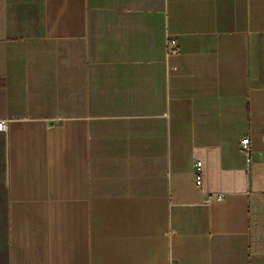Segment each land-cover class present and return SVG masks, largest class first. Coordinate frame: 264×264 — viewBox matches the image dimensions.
<instances>
[{"label":"crops","instance_id":"1","mask_svg":"<svg viewBox=\"0 0 264 264\" xmlns=\"http://www.w3.org/2000/svg\"><path fill=\"white\" fill-rule=\"evenodd\" d=\"M0 121V264H264V0H0Z\"/></svg>","mask_w":264,"mask_h":264},{"label":"built area","instance_id":"2","mask_svg":"<svg viewBox=\"0 0 264 264\" xmlns=\"http://www.w3.org/2000/svg\"><path fill=\"white\" fill-rule=\"evenodd\" d=\"M170 52L171 53H177V49H176V42L172 41L170 43ZM7 127L6 121H0V131H5ZM263 140H264V133H263ZM240 150L243 153L246 154H251V141L250 138L248 136H244L241 138L240 140ZM197 171H196V175H195V180H196V186L198 188H202L203 184H204V177H203V173H202V163L198 162L197 165ZM224 195H218L216 197H212V196H207L205 199V203L206 204H211L214 201H218L221 202L224 200Z\"/></svg>","mask_w":264,"mask_h":264}]
</instances>
